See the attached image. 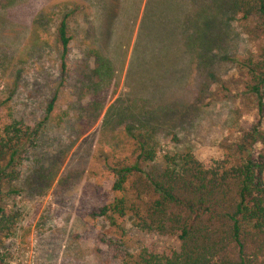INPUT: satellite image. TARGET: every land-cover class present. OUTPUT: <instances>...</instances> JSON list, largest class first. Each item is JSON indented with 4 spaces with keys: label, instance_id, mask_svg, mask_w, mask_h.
Wrapping results in <instances>:
<instances>
[{
    "label": "rangeland",
    "instance_id": "374dc122",
    "mask_svg": "<svg viewBox=\"0 0 264 264\" xmlns=\"http://www.w3.org/2000/svg\"><path fill=\"white\" fill-rule=\"evenodd\" d=\"M235 2L0 0V124L42 130L17 184L11 264H120L145 245L179 247L137 232L129 218L115 228L98 216L115 197L106 166L131 153L122 130L143 134L159 159L190 153L209 164L258 121L241 97L239 64L255 44ZM65 16L62 75L56 35Z\"/></svg>",
    "mask_w": 264,
    "mask_h": 264
},
{
    "label": "trees",
    "instance_id": "16d2710c",
    "mask_svg": "<svg viewBox=\"0 0 264 264\" xmlns=\"http://www.w3.org/2000/svg\"><path fill=\"white\" fill-rule=\"evenodd\" d=\"M233 9L255 44L239 66L244 72L242 100L258 121L236 130L237 136L221 145L222 156L209 164L190 153L159 159L143 134L122 130L132 150L107 164L115 197L98 216L115 228L129 218L137 232L174 238L179 247L158 253L145 245L134 254H121L120 264H264V0H236ZM66 19L59 22L56 35L62 75L70 42ZM40 129L39 124L16 121L0 124V264L12 261L5 242L21 218L17 184L38 146Z\"/></svg>",
    "mask_w": 264,
    "mask_h": 264
}]
</instances>
